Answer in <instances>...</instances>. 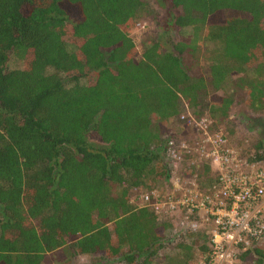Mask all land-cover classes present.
Wrapping results in <instances>:
<instances>
[{
  "label": "trees",
  "instance_id": "trees-1",
  "mask_svg": "<svg viewBox=\"0 0 264 264\" xmlns=\"http://www.w3.org/2000/svg\"><path fill=\"white\" fill-rule=\"evenodd\" d=\"M163 4L168 27L191 28L193 41L156 40L137 58L129 33L143 0H0V264L60 250L65 264H189L208 251L210 227L193 238L131 195L169 180L168 124L206 89L209 129L229 118L232 97L216 95L228 83L249 115L264 110V0ZM200 39L211 51L193 77L183 55ZM11 57L21 68H7ZM263 248L236 247L238 262L264 264Z\"/></svg>",
  "mask_w": 264,
  "mask_h": 264
},
{
  "label": "built area",
  "instance_id": "built-area-1",
  "mask_svg": "<svg viewBox=\"0 0 264 264\" xmlns=\"http://www.w3.org/2000/svg\"><path fill=\"white\" fill-rule=\"evenodd\" d=\"M188 118L191 123L187 124L195 131L191 142L164 137L163 159L170 175L164 193L142 192L139 208H149L158 220L176 216L187 231L209 226L211 250L203 262L228 264L235 258L236 247L249 248L264 241L263 153L242 157L232 149L227 135L210 132L208 117ZM256 154L261 159L254 161ZM184 163L194 168V174L178 179L173 172ZM202 166L213 176L204 190L199 188L196 174Z\"/></svg>",
  "mask_w": 264,
  "mask_h": 264
},
{
  "label": "rangeland",
  "instance_id": "rangeland-1",
  "mask_svg": "<svg viewBox=\"0 0 264 264\" xmlns=\"http://www.w3.org/2000/svg\"><path fill=\"white\" fill-rule=\"evenodd\" d=\"M145 1V11L139 15V19L136 21L135 26L129 33V37L132 40L136 50L137 58H139L140 53L143 51L144 46L148 43L154 41H160L164 46L169 45L167 42H181L184 44H191L193 41L192 30L189 27L186 28H177V27H168V16L166 13V6L163 4V0H143ZM209 22L216 21V17H212L208 20ZM167 43V44H166ZM196 49L190 54L183 55V64L187 69L190 76L195 75H205L207 72L208 62L206 61L208 55L210 54L211 48L204 44L202 39H200L196 44ZM8 69L21 68V62L11 57L7 62ZM234 82V77L231 78ZM205 94L199 100V106L195 110L182 109L181 113L173 119L168 124V133L172 135L176 140H185L190 141L195 133L187 122L191 123L188 116L192 120L206 119L209 114L208 112V101L210 99L211 91L206 89ZM213 95V94H212ZM217 96H231L232 106L228 113V119L221 122L212 124L210 132H222L227 137H229V142L232 146V149L237 151L242 157L248 155L250 157L255 152L257 141L260 142V149L264 157V110L258 115H249L246 111L245 106L243 105V99L245 98V93L242 90L235 88V85L228 83L225 88L216 92ZM187 112V113H186ZM188 114V116L186 115ZM186 115V116H185ZM183 118V120L181 119ZM168 134V135H169ZM250 135V136H249ZM248 136V137H247ZM191 142V141H190ZM94 144L93 142H90ZM96 144V143H95ZM97 146V144H96ZM255 149V150H254ZM182 165V164H181ZM187 164L179 166L173 172V176H176L178 179L191 177L194 173V168H187ZM202 167L197 168V183L201 190H204L206 185L212 180L213 176L209 173L207 176L202 175ZM138 188L139 192L135 191L131 195V202L134 207L139 208L138 196L142 192H151L158 191L164 193V182L156 184H151L148 180H144ZM163 220L164 219H160ZM175 229L183 228L181 220L178 217H173L168 220ZM209 227V226H208ZM207 226H201L198 228V231L194 232L191 237L198 238L202 231L208 232ZM185 230V229H184ZM187 231V230H186ZM169 239L165 238L164 241L168 242ZM175 242V241H174ZM167 246H172L174 244ZM258 246L264 247V241L257 244ZM208 251L204 254L195 249L192 252V257L189 264H206L203 261L206 260V257L209 255L211 247H207ZM264 250V248H263ZM168 250H161V254L167 252ZM234 259L228 264H241L238 262L237 256L238 252L234 251ZM66 257L63 256L62 250L49 253L45 256L44 264H65ZM90 261L88 257L85 256H76L69 259L68 264H87ZM162 264V263H161ZM164 264V263H163Z\"/></svg>",
  "mask_w": 264,
  "mask_h": 264
}]
</instances>
